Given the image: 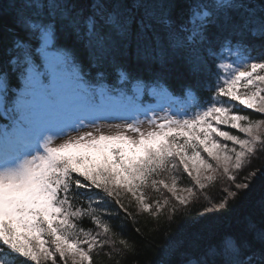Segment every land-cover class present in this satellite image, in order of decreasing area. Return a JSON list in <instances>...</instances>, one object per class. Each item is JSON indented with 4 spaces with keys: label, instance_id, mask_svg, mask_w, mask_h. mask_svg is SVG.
<instances>
[{
    "label": "snow or ice",
    "instance_id": "1",
    "mask_svg": "<svg viewBox=\"0 0 264 264\" xmlns=\"http://www.w3.org/2000/svg\"><path fill=\"white\" fill-rule=\"evenodd\" d=\"M14 3L13 20L7 30L14 34L17 47H21V40L34 43L28 44V51L16 68L12 67L17 65L16 59L0 63V76L7 80L18 74L23 83L19 91L7 83L0 85V110H6L11 121L10 130L7 126L0 130V146L7 150L31 146L29 138L41 134L48 96L55 89L54 84L45 81L50 76L57 78L65 60L66 54L51 49L54 35L62 29L65 34L86 37L102 58L116 49L126 51L135 45L136 51L145 55L168 47L186 49L194 68L199 69L204 63L197 45L208 39L207 28L203 24L194 30L185 25L171 27L166 13L171 5L164 0H137L138 14L110 13L109 5L97 0L93 5L95 18H88L87 32L82 27V9L74 0ZM113 7L126 8L123 0ZM204 16L212 17L207 23H218L222 29L249 30L253 35L264 36V5L257 9L253 0H225L221 9L205 11ZM97 21L109 23L111 30L103 32ZM162 27L167 31L162 32ZM187 32L191 34L185 36ZM243 67L245 70L237 69L230 78H219L212 88L215 95L193 120L169 119L167 124L159 125L160 131L146 135L129 125L139 133V139L124 135L96 138L87 133L58 147H51L46 141V155H33L18 166L0 170V253L22 258L24 264H94L93 251L107 245L112 232L105 222L111 216V211L103 207L105 199L111 200L116 214L123 213L124 217L129 216L124 197L142 211L153 212L147 199L149 188L163 185L181 203L194 194L188 188L189 196L176 195L175 177L168 183L162 178L165 172L182 166L194 185L203 189L206 180L217 178L215 173L227 175L232 169H241L258 145L264 149V140L257 133L264 120L253 121L242 114L254 110L255 114L264 115V62H249ZM172 124L187 128L191 135L178 132L185 137L183 143H178ZM231 130L249 138L242 139ZM221 138L240 150L221 143ZM112 141L124 143L115 145ZM201 148L212 162L202 155ZM229 178L236 179L234 175ZM247 187V183L236 185L237 190ZM93 200L96 205L91 208ZM83 201L88 204L77 208ZM227 203L221 199L219 207L224 208ZM160 207L157 201L155 210ZM86 215L90 217L91 230L83 227L81 218ZM251 230L257 232L261 241L258 250L250 251L251 245L229 237L230 244L210 248L211 259L205 257L195 264H264V228L257 230L252 226Z\"/></svg>",
    "mask_w": 264,
    "mask_h": 264
},
{
    "label": "trees",
    "instance_id": "2",
    "mask_svg": "<svg viewBox=\"0 0 264 264\" xmlns=\"http://www.w3.org/2000/svg\"><path fill=\"white\" fill-rule=\"evenodd\" d=\"M74 2L78 9H82V27L87 32L88 18H95L93 5L97 0ZM104 2L109 5L110 13H139L137 0H123L124 9L113 7L119 0ZM164 2L171 5L166 10L171 27L185 25L194 30L203 24L207 28L208 39L197 45L204 60L199 69L193 67L186 49L172 47L145 55L138 53L135 45H130L126 51L116 49L102 58L86 37L65 34L63 29L59 35H54L51 49L66 54L65 60L92 89L120 95L140 88L137 91L142 93L143 99L149 97L151 89H161L180 99L189 98L194 102V109L201 111L210 102L209 98L215 95L212 88L219 78H230L234 74L233 67L229 71L224 69L229 62L235 58L241 59L242 65L264 62L261 59L264 56V36L253 35L249 30L222 29L218 23H207L212 17L201 16L205 11L216 12L221 9L225 0ZM253 2L257 9L264 5V0ZM14 7V0H0V63H10L16 59L17 65H12L16 68L23 61L28 44L34 42L21 40V47H17L14 34L8 32ZM101 25L103 32L111 30L109 23L97 21V26ZM161 31L167 29L162 27ZM189 34L191 32L184 33L185 36ZM201 81L204 82L202 85L199 83ZM5 83L17 91L23 87L18 74L7 80L0 76V85ZM45 83L53 84L51 76ZM5 111L0 110V130L2 126L11 124ZM248 112L242 114L252 119L264 118V115ZM215 175V180L205 181V187L200 189L184 173L182 166L165 172L162 178L166 182L171 183L175 177L176 195L189 196V193L184 195L177 191L188 188H192L194 194L181 203L163 185L149 188L147 199L153 205V212L142 211L134 201L124 197L123 203L129 213L128 217H124L123 213L116 214L111 200L105 199L103 207L111 211L110 218L105 222L110 224L112 232L108 236L109 243L93 251L94 264H195L205 257L211 259L210 248L224 247L226 242L230 244L229 237L241 244L251 245L250 251L258 250L261 241L251 228H264V149L258 145L257 151L246 158L241 169H232L227 175L219 172ZM231 175L236 179H230ZM240 183H247L248 187L237 190L236 185ZM221 199L228 201L224 208L219 207ZM157 201L161 205L158 211L155 210ZM86 204L88 201H83L76 207ZM95 205L96 201L93 200L89 207L94 208ZM100 215L104 219L102 212ZM81 220L83 227L91 230L90 217L86 215ZM0 261L3 264H24L22 258L9 256L6 252L0 253Z\"/></svg>",
    "mask_w": 264,
    "mask_h": 264
},
{
    "label": "rangeland",
    "instance_id": "3",
    "mask_svg": "<svg viewBox=\"0 0 264 264\" xmlns=\"http://www.w3.org/2000/svg\"><path fill=\"white\" fill-rule=\"evenodd\" d=\"M201 16H204V14ZM235 56L239 57L237 54ZM242 64L241 59L235 58L224 69L225 71H229V69L231 70L230 67H233L235 72L237 69L245 70ZM51 79L55 85V89L48 96L45 123L40 136L31 138L32 140H36L37 144L35 146L17 148L16 150L22 152L23 156L14 161L6 162H4L6 158L5 154H11V150L0 146V170H3L5 167L18 166L24 159H31L33 155H46L43 147L46 141L49 142V146L58 147L69 139L75 141L81 136H86L87 133H92L96 138L99 135H124L139 139V133L130 129L129 125L139 128L146 135L150 131H160L159 125L167 124L169 119L181 121L184 119L193 120L195 114L201 112L198 108L194 109V102L190 99L174 97L164 90L153 89L152 99L142 101L136 99L141 95L139 91L114 98L105 93V91L86 89L80 80L78 71L72 68L67 60L62 62L57 78L54 80L51 77ZM75 85L81 86L76 87ZM238 87L242 89V85ZM96 93L98 94L96 95ZM142 107L146 108L142 109ZM247 111L254 112V110H245L244 112ZM252 120L261 121L264 118ZM171 127L178 143H183L185 139L184 136L177 135L178 132H188L191 135L187 128L180 129L179 125L175 124H172ZM231 131L233 134L240 135L242 139L249 138L247 134L239 133L238 130ZM257 133L261 139L264 137V125L259 126ZM85 142H87V137ZM220 142L228 143L229 148L236 147L237 151L240 150L239 146L226 142L222 138ZM112 143L120 145L124 142L112 141ZM189 152H191L190 149ZM201 152L206 159L210 160L206 153H203L202 148ZM210 162L212 161L210 160ZM177 191L184 195L188 193L186 189H178Z\"/></svg>",
    "mask_w": 264,
    "mask_h": 264
}]
</instances>
